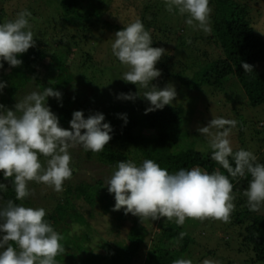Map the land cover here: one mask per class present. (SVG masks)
Wrapping results in <instances>:
<instances>
[{
    "label": "trees",
    "instance_id": "16d2710c",
    "mask_svg": "<svg viewBox=\"0 0 264 264\" xmlns=\"http://www.w3.org/2000/svg\"><path fill=\"white\" fill-rule=\"evenodd\" d=\"M57 1L61 9L59 16L65 24H72L76 30L69 37L71 43L79 45L78 43L81 41L84 45L86 44L87 49H90L85 51V57H79L75 61L73 57L72 62L65 64L63 59L66 53L60 47L58 48V44L56 46L55 42H59V45H66L65 43H68V41L64 37L67 33L52 36L49 35L46 28L38 29L39 18L36 21H29L31 31L34 34L35 45L30 47L27 52L17 56V59L22 61L19 66L12 67L8 62L4 64L8 69V77L3 92L8 100H14L17 92L28 84L32 90L36 89L37 92H43L45 88L49 87L54 88L62 95L60 99L47 97L46 104L58 117L60 126L70 129L68 126L69 121L72 119V113L83 108V103L80 102V98L76 93L77 84L82 82L85 86L95 85L92 81L85 82L81 80L85 76L83 71L92 70L89 69L90 66H94L96 63L92 51H95L97 47L91 45L89 39L95 31L93 28L101 31L103 27L107 26L108 22L101 17L104 0H98L97 3L89 0L88 4H84L85 0ZM261 1L209 0V7L212 9L209 20L213 31V37L210 36L209 39H214L218 51H215V55L211 58L208 57V53L202 52L209 59L200 65L190 81H187L180 71L175 72L172 76L166 71L160 70V77L157 80H152L151 83L158 88H162L164 84L167 85L172 79L177 78L181 83V87L198 89L212 86L214 90L217 89L222 92L225 83L236 80L251 106L264 104V37L255 31L252 24L254 12L258 10L256 5ZM164 4L165 0H155L154 3L149 0L146 2L144 9L145 11L151 9L153 5L164 7ZM2 11L4 12V10L0 11V17L2 16L4 20L1 18L0 21L5 22L15 19L14 13V18L9 19L8 15H3ZM28 19L34 20L36 18L31 14ZM186 19H188L187 16H182L183 23ZM141 21L144 26L149 27V22L145 23L144 19H141ZM122 28L114 26L113 29L121 30ZM157 29L159 31L162 28ZM166 29L173 32L172 26H167ZM77 37L78 40H76ZM93 40L97 41L96 38H93ZM152 41V46L158 47L156 40L152 39ZM193 42L194 39H190L188 45L196 48ZM186 44L187 42L181 41L176 46L178 48L185 47ZM75 52L69 50L68 54L73 56ZM51 58L57 61V76L54 79L49 78V80L43 81V75L46 74L49 68H52V65L49 64ZM241 61L252 65L253 72H244ZM71 65L75 66V71L71 69ZM120 65L122 64L116 57V62L113 65L114 69L111 73L118 83L123 78ZM102 67L100 65L96 68L102 73ZM137 87L138 85L132 83H129L126 87L122 86V91L137 94L136 98L124 101L120 105L116 104L113 107L111 105L114 102L116 103L115 99H118V96L110 93V98L112 97L113 101L109 102L107 107H104L105 111L99 113L105 114L103 122H107L111 126V140L101 152L86 151L82 147L84 157L72 155L71 163L75 168L82 169L83 162L89 159H94L97 163L110 168L117 165L120 160H131L139 166L144 160L151 159L170 173H175L181 168L191 169L194 166H199L208 172L219 170L224 175H228L221 165L211 159V149L203 152L194 147H181L179 145L184 133L183 123L185 119L184 109L181 106L169 104L162 109L146 113L145 109L148 108L145 102L146 98L142 96L143 93L137 92L135 89ZM133 90L136 92H133ZM96 92H98V86L93 89L91 99L88 100L91 101V107H94L92 102H95L94 100L98 96ZM92 98L95 99L92 100ZM104 98L106 96L101 95L97 100L102 101ZM127 103L132 104L131 109L135 110V114H128L129 107ZM93 109L94 113L92 112V114L98 112L95 108ZM83 131L82 129L81 132L83 133ZM259 141L264 142V136L262 138L257 137L256 143ZM239 149L241 147L234 148L233 152ZM229 160L234 167V161L231 157H229ZM257 160L264 164V158H257ZM83 169L85 171V167ZM73 174H75V171L72 169ZM229 179L233 183L235 210L231 214L230 222L221 221V224L227 228L236 227L234 236L239 243V250L250 252L255 262L264 264V225L258 224V220L264 216V205L260 207L259 211H250L248 208L247 198L243 195V192L248 187L251 179L250 174H247L244 178L236 179L229 176ZM13 180L14 177L0 179V184L7 186L5 189H0V198L5 204L10 199L17 204L21 201L15 199ZM102 185L103 182L98 179L95 184L80 181L73 188L67 183H64L63 187L66 186L64 191L66 195L71 194L72 199H83V203L85 202V205L89 206L86 214L88 217H92L95 211L106 214L113 212L114 209L115 204L113 201L103 193L104 191H101L103 189ZM66 197L68 196H65L63 200L58 198L53 212L46 213L44 217L54 230L63 237L60 243L64 247L65 253L55 258L58 264H172L174 259H185L184 253L188 250L189 244L194 241L192 235L173 220L165 222L163 224L166 228L165 231L160 228V232L156 233L155 238H151L147 232L145 220L141 219L135 220V223L129 229L127 243L105 241L97 247L91 248V235L88 231L89 222L81 210L68 211L71 202ZM121 211L122 208L117 211L119 213L117 215L118 219L123 218ZM73 223L85 225V229L77 235H67ZM182 231L187 233L183 239L179 236ZM176 239L182 240L180 247L177 246ZM148 243L149 245H147ZM81 251L85 254L79 253Z\"/></svg>",
    "mask_w": 264,
    "mask_h": 264
},
{
    "label": "clouds",
    "instance_id": "9594fccd",
    "mask_svg": "<svg viewBox=\"0 0 264 264\" xmlns=\"http://www.w3.org/2000/svg\"><path fill=\"white\" fill-rule=\"evenodd\" d=\"M165 7L170 13L175 9L180 15L187 14V25L211 32L209 0H165ZM29 17L31 12L25 9L18 12L15 19L0 23V59L12 67L22 63L17 59L19 54L35 45ZM114 34L112 52L128 69L122 79L144 89L151 85L142 95L150 102L145 112L171 104L176 97L174 86L168 84L158 88L151 83L161 75L155 65L165 49L152 46L151 35L139 18ZM241 66L244 72H253L252 65L241 61ZM5 86V82L0 81V90ZM61 95L49 87L43 92L33 91L16 103L14 109L0 105V171L5 178L14 177L16 200L29 196L30 181L44 183L56 192L63 191L64 181L72 176L69 149L83 147L86 151L101 152L111 140V126L103 122L104 115L99 112L85 118L81 110L74 111L69 121L70 129L61 127L58 117L46 104L47 97L60 99ZM136 95L122 93L120 98L134 100ZM237 123L235 119L216 117L197 129L208 138L211 159L228 175L219 170L208 172L199 166L170 173L151 159L139 166L131 160H120L105 183L108 192L114 194L113 210L123 207L125 214L131 213L140 220L175 218L180 226L186 218L228 223L235 210L233 183L229 176L236 179L250 174L243 195L249 210L259 211L264 205V164L258 162L252 151L241 148L233 152L229 137ZM39 155L47 158L46 165L41 163ZM6 187L0 184V189ZM45 215L42 207H26L11 199L0 206V220L3 221L0 232L4 233L0 238V264H58L55 258L65 253L60 243L62 236L44 219ZM186 235L183 231L179 233L181 239ZM172 264L193 262L174 259ZM203 264L218 262L205 259Z\"/></svg>",
    "mask_w": 264,
    "mask_h": 264
},
{
    "label": "rangeland",
    "instance_id": "374dc122",
    "mask_svg": "<svg viewBox=\"0 0 264 264\" xmlns=\"http://www.w3.org/2000/svg\"><path fill=\"white\" fill-rule=\"evenodd\" d=\"M92 1L94 3L98 2V0ZM148 1L149 0H104L101 17L104 21L108 22V24L102 28V32L99 29L93 28L95 31L91 35L89 41L91 45L97 47L95 51H92L94 53L93 59L96 63L94 66H90L89 69L92 70L83 71L85 76L81 79L85 82L92 81L95 85L91 84V86H85L82 82H78L79 84H77V87L75 88L77 96L80 98V102L83 103L81 111L85 118L92 114V112L94 113L93 108L98 112L105 111L104 107H107L108 103L113 101L112 97L110 98L111 94L118 96V99H115L116 103L114 102L111 107L116 104H123L124 101H128V99L120 98V94H127L125 91H122L121 87L128 86L130 82H125L122 79L120 80V83H118L117 79L113 77L111 73L114 69L113 65L116 62V57L112 52L111 45L115 39L114 33L118 31L117 29H113L114 26L123 27L136 18H139L140 20L144 19L145 23L149 22V27L144 26L145 30L150 33L152 39L156 40L158 47L165 49V54L157 62L155 67L159 70L166 71L172 76L175 72L180 71L187 81H190L193 78L194 72L201 64L214 56L218 51L214 39H209V37L213 35L211 23V32L205 33L199 28H194L183 23L182 16H187V14L180 15L175 9L170 13L166 10L165 4L164 7L153 5L151 9L145 11L144 6ZM154 1L155 0H151L153 3ZM88 2L89 0H85L84 4H88ZM2 3L4 5H1ZM256 7H258V10L257 12H254L252 24L255 31L264 37V0L257 3ZM25 9L31 12L36 18L29 21H36L38 18L40 19L38 29L46 28V31L52 36H59L67 33L64 37V39H67L68 41V43H65L66 45H59V42H55V45L57 46L58 44L57 47H60L64 53H66V56H64L63 59V61L65 60V64L72 62L73 57L74 61L78 60L79 57H85V51L90 48L87 49L86 44L84 45L81 41L78 43L79 45L71 43L69 37L71 34L75 33L76 30L73 28L72 24H65L59 16L61 9L59 8L57 0H0V11L4 10V12L2 11L4 13L3 15H8L9 19L14 18L13 13L16 17L18 12ZM1 18L3 19L2 16L0 17V20ZM0 23L4 22L0 21ZM167 26H172L173 32H169L166 29ZM159 27L162 29H159L158 31L157 28ZM93 38H96L97 41L93 40ZM190 39H194L193 43L196 48L188 45ZM76 40H78V37ZM181 41H185L187 44L185 47L178 48L176 44ZM69 50H74L76 52L73 56H70V54H68ZM202 52L208 53L209 58L204 56ZM6 62L7 61L0 59V64L3 65V67H0V81L5 82V84H7L8 77V69L4 65ZM56 62L57 61L54 58H51L49 64L52 65V68H49L46 74L43 75V81H47L49 78L54 79L57 76ZM100 65L101 67L104 66L102 67V73L96 68ZM120 68L122 74L128 70L124 65H120ZM71 69L75 71V66L71 65ZM159 77L154 78L153 80H157ZM234 81L225 83L222 87V92L217 89L214 90L212 86L210 88L207 86L208 88L202 87L198 89L193 87L189 89L185 86L181 87V83L177 78L172 79L171 82L168 83L169 86H174L176 92V97L173 99L171 105L181 106L184 109V133L179 141L181 147L190 146L203 152L211 149L209 147L208 138L199 134L197 129L198 127L206 126L212 118L223 117L226 119H235L238 122L236 128L232 130L229 137L232 148L241 147L245 150L252 151L257 158H264V142L259 141L256 143L257 137L262 138L264 136V104L255 107L251 106L240 85L236 80ZM96 86H98V92H96L98 94L97 98L101 95L106 96V98L102 101H98L96 98V100H94L95 102H92L94 107H91V101L88 100L91 99V93ZM165 86L166 85L164 84L163 87ZM150 88L151 85L149 86V89ZM135 89L137 92L141 93L149 90L144 89L139 85ZM3 90L4 89L0 90V105H3L7 109H14V105L21 102L24 97L33 91L37 92L36 89L32 90L31 86L28 84L17 92L14 100H8V97L4 94ZM232 90L233 92H231ZM133 92L136 91L133 90ZM93 99L95 98H92V100ZM145 102L149 108L150 102L147 101V99ZM127 105L129 107L128 114H135V110L131 109L132 104L127 103ZM103 115L105 116V114ZM68 127H70V124ZM81 149L82 147L70 148L69 154L71 155V159L73 154L75 157H84V153ZM39 159L42 164L46 165V157L39 155ZM84 167L85 171L83 169ZM70 168L75 171V174H73L70 179L65 180L64 183L70 184L73 188L80 181H88L91 184H95L98 179H101L103 182V189L101 191H104L103 193L115 204L114 194L108 192L105 183L112 172L116 169V165L110 168L97 163L94 159H89L83 162L82 169L75 168L71 162ZM89 174L93 177H90ZM3 177V172L0 171V179ZM28 187L30 192L29 196L21 200L19 204L33 208L42 207L45 209L46 213L53 212L58 198L63 200L65 196H68L66 198H68L71 205L74 206L72 207L69 205L68 211L75 212L76 210H81L89 222L90 227L88 231L91 235V248L97 247L105 241L121 244L127 243L129 240L127 238L129 229L133 226L135 220H140L139 217L133 216L131 213L125 214L123 207L121 211V214L123 215L122 219L117 218V215L119 214L117 213L118 210H113V212L106 214H101L98 211H95L92 217H88L86 211L89 209V206L85 205V202L83 203L82 198L72 199L71 194L66 195L64 191L66 186L63 187V191L56 192L52 187L44 183L30 181L28 182ZM3 205H5V203L0 198V206ZM263 217L258 220V224L264 225ZM144 220L146 222L145 225L147 227V232L151 238H155L156 233L160 232V228L165 231L166 228L163 224L170 221L163 217L157 220L146 218H144ZM172 220L175 221V218ZM2 222L3 221L0 220V223ZM182 226L194 239V241L189 244L188 250L184 253V258L192 260L193 264H203L205 259L218 262V264H261L260 262L254 261L250 252L239 250V243L234 236L236 234V227L227 228L221 224V221L219 220L205 219L200 221L189 218H186L185 223ZM84 229L85 225L73 223L67 235H77ZM3 235L4 233L0 232V238H2ZM176 241L177 246L180 247L182 245V240L176 239ZM147 245H149V243ZM79 253H83V255L85 254L82 251Z\"/></svg>",
    "mask_w": 264,
    "mask_h": 264
}]
</instances>
